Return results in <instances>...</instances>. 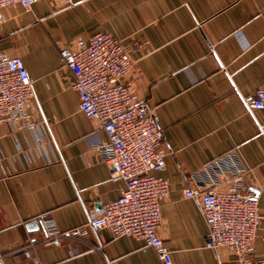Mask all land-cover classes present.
<instances>
[{"label":"crops","instance_id":"obj_1","mask_svg":"<svg viewBox=\"0 0 264 264\" xmlns=\"http://www.w3.org/2000/svg\"><path fill=\"white\" fill-rule=\"evenodd\" d=\"M100 32L130 45L129 79L159 115L172 151L152 174L171 182L160 234L173 263L240 264L235 253L206 246L201 206L184 190L201 181L206 164L235 152L247 170L242 192L264 214V113L254 117L246 103L264 83V0H37L30 11L0 10V51L23 58L39 123L33 131L0 121V261L162 264L142 240L108 229L50 243L44 223L29 228L45 219L62 233L86 226L90 208L121 195L122 181L110 177L96 147L108 137L80 110L75 77L61 62L62 47ZM263 234L252 260L264 259Z\"/></svg>","mask_w":264,"mask_h":264},{"label":"built area","instance_id":"obj_2","mask_svg":"<svg viewBox=\"0 0 264 264\" xmlns=\"http://www.w3.org/2000/svg\"><path fill=\"white\" fill-rule=\"evenodd\" d=\"M36 1L0 0V10L21 6L30 11ZM60 54L62 67L75 77L80 110L97 121L108 137L96 147L110 177L121 180L123 187L117 199L88 210L87 227L62 233L51 219H45L46 242H57L66 234L82 238L88 228L108 229L114 238L142 240L143 249L152 248L162 264H174L172 251L160 234L171 182L152 174V170L166 168L172 151L164 143L159 115L146 101L137 99L136 86L129 79L136 65L130 45L112 33L100 32L79 47H62ZM35 99L34 81L23 58L0 51V121L38 130ZM246 103L254 117L258 111L264 113V83ZM246 173L238 155L230 152L206 164L199 171L201 181L186 186L184 193L201 206L209 229L208 248L235 253L240 264H264V259L249 258L264 227V214L258 199L242 192Z\"/></svg>","mask_w":264,"mask_h":264},{"label":"water","instance_id":"obj_3","mask_svg":"<svg viewBox=\"0 0 264 264\" xmlns=\"http://www.w3.org/2000/svg\"><path fill=\"white\" fill-rule=\"evenodd\" d=\"M38 223H41L42 225H43V222L42 221H33V222H31L30 224H29V228H31V229H35V228H38L37 226V224ZM0 264H3L2 263V261H0Z\"/></svg>","mask_w":264,"mask_h":264}]
</instances>
